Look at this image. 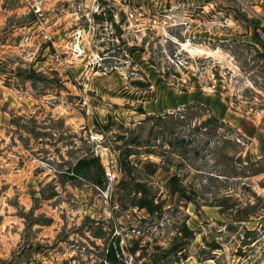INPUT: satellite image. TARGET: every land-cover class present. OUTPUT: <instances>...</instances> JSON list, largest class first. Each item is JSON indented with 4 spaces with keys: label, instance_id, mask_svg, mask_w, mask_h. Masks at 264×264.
Wrapping results in <instances>:
<instances>
[{
    "label": "rangeland",
    "instance_id": "rangeland-1",
    "mask_svg": "<svg viewBox=\"0 0 264 264\" xmlns=\"http://www.w3.org/2000/svg\"><path fill=\"white\" fill-rule=\"evenodd\" d=\"M110 245L264 264V0H0V264Z\"/></svg>",
    "mask_w": 264,
    "mask_h": 264
},
{
    "label": "built area",
    "instance_id": "built-area-1",
    "mask_svg": "<svg viewBox=\"0 0 264 264\" xmlns=\"http://www.w3.org/2000/svg\"><path fill=\"white\" fill-rule=\"evenodd\" d=\"M23 1H24V5L27 8V10L29 12L34 13L37 16H41L43 14L44 10L46 9V6L50 2V0H23ZM42 33L45 38L52 41L50 37L51 34L48 29H43ZM30 42H33V40H31ZM52 42L53 44H55L54 41ZM75 46L81 47V43H76Z\"/></svg>",
    "mask_w": 264,
    "mask_h": 264
},
{
    "label": "trees",
    "instance_id": "trees-1",
    "mask_svg": "<svg viewBox=\"0 0 264 264\" xmlns=\"http://www.w3.org/2000/svg\"><path fill=\"white\" fill-rule=\"evenodd\" d=\"M96 161L99 162L98 159ZM88 164H89V161H87L86 159L85 160H80L78 162V164L76 165L75 170L78 172L80 167H82L83 165H88ZM106 259L110 262L108 264H111L112 262L117 260V253H116V250H115L113 245L109 246L108 253L106 255Z\"/></svg>",
    "mask_w": 264,
    "mask_h": 264
}]
</instances>
